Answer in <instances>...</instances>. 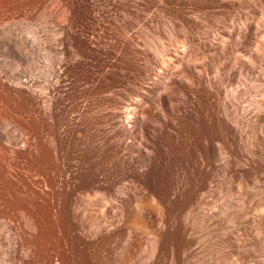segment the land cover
<instances>
[{
  "label": "rangeland",
  "instance_id": "374dc122",
  "mask_svg": "<svg viewBox=\"0 0 264 264\" xmlns=\"http://www.w3.org/2000/svg\"><path fill=\"white\" fill-rule=\"evenodd\" d=\"M255 52L264 0H0V264H264Z\"/></svg>",
  "mask_w": 264,
  "mask_h": 264
},
{
  "label": "bare ground",
  "instance_id": "6f19581e",
  "mask_svg": "<svg viewBox=\"0 0 264 264\" xmlns=\"http://www.w3.org/2000/svg\"><path fill=\"white\" fill-rule=\"evenodd\" d=\"M11 36H13V35H11ZM11 38V37H10ZM56 38V37H55ZM12 40H13V42H14V45L15 46H17L21 51L22 50H24L25 48H28L27 47V43H26V41L23 39V38H17L16 36L15 37H12L11 38ZM7 40H9V39H7ZM6 41V40H5ZM10 41V40H9ZM29 49V48H28ZM25 51H27V49H25ZM32 52V51H31ZM56 53V52H55ZM25 57H26V61H28V63L29 64H31V65H33V62H32V60L31 61H29V57H27V52L25 53V55H24ZM30 56V55H29ZM24 57V58H25ZM47 59H48V67H46L45 69H43L42 70V73L45 75V76H48L49 77V75L51 76L52 74H53V72L55 71V67L56 66H60V64H61V62L64 60V57H63V53L61 52L60 54L59 53H56V54H48V56H47ZM35 65H37V64H35ZM19 68V66L15 63V64H13L12 65V69H18ZM11 69V70H12ZM12 79V78H11ZM58 82V80L56 79L55 81H54V83H57ZM47 84V83H46ZM252 84V83H251ZM45 86V85H44ZM47 87V86H46ZM45 89V88H44ZM259 108H263V106H259ZM257 110V109H256ZM263 111V110H262ZM261 112V111H260ZM264 126V125H263ZM9 138V137H8ZM13 138V137H12ZM239 186V185H238ZM205 196V191H201L200 193H198L195 197H194V202L195 203H199V200L200 199H202L203 197ZM106 199V198H105ZM105 199L103 200V202L101 203L102 205H103V207L106 205V204H108V202L106 203V201H105ZM154 199V198H153ZM149 202V201H148ZM100 204V205H101ZM144 205V204H143ZM149 205H151V204H149ZM244 205V204H243ZM139 206V205H138ZM142 206V205H141ZM148 206V205H147ZM152 206V205H151ZM143 207V206H142ZM149 207V206H148ZM139 208V207H138ZM228 208V207H227ZM226 208V209H227ZM142 209V208H141ZM103 210V209H102ZM163 215V214H162ZM135 221V220H134ZM138 224V223H137ZM135 225V224H134ZM142 226V225H141ZM4 230H6L5 229V227H4ZM3 232V231H2ZM158 243H159V241H156V245H155V242H154V245H151L152 246V249H151V251H152V253H153V250L157 247V245H158ZM5 253V252H4ZM146 253H148V254H144L145 256H146V258L147 259H149V258H151V255H152V253L151 254H149V252H147L146 251ZM144 257V256H143ZM147 259H146V261H147ZM139 261L140 262H142V263H145L146 261L144 260H142V255H141V257H139Z\"/></svg>",
  "mask_w": 264,
  "mask_h": 264
},
{
  "label": "flooded vegetation",
  "instance_id": "af4514ba",
  "mask_svg": "<svg viewBox=\"0 0 264 264\" xmlns=\"http://www.w3.org/2000/svg\"><path fill=\"white\" fill-rule=\"evenodd\" d=\"M254 55H255V58H257V59H258L259 57H263V58H264V52H263V53H257V52H255ZM161 96H162V98H163V101H164L166 107H168V99H167V95H166L165 93H162ZM153 115L156 116L157 119H158L162 124L165 122V118L163 117L162 113L159 111L158 108H157V110H155V111L153 112ZM138 120L140 121V120H142V119L139 117ZM144 124H145L146 128L155 129V132L153 131V132L151 133V134H154V135H155V137H154V140H155V141H160V140L162 139V138H161L162 135H161V129H160L161 127H160V125L154 123L152 120L144 121ZM154 135H152V136H154ZM144 143L147 144L145 141H144ZM141 151H142L143 154H146V153H147L145 147H142ZM125 168L127 169L128 166L125 167Z\"/></svg>",
  "mask_w": 264,
  "mask_h": 264
},
{
  "label": "water",
  "instance_id": "95a60500",
  "mask_svg": "<svg viewBox=\"0 0 264 264\" xmlns=\"http://www.w3.org/2000/svg\"><path fill=\"white\" fill-rule=\"evenodd\" d=\"M162 138V137H161Z\"/></svg>",
  "mask_w": 264,
  "mask_h": 264
}]
</instances>
